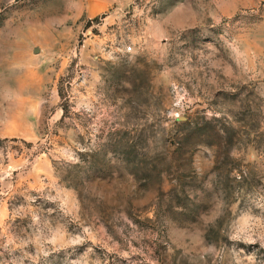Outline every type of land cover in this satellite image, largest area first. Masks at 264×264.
I'll list each match as a JSON object with an SVG mask.
<instances>
[{"label": "rangeland", "instance_id": "1", "mask_svg": "<svg viewBox=\"0 0 264 264\" xmlns=\"http://www.w3.org/2000/svg\"><path fill=\"white\" fill-rule=\"evenodd\" d=\"M0 264H264V0H0Z\"/></svg>", "mask_w": 264, "mask_h": 264}, {"label": "built area", "instance_id": "2", "mask_svg": "<svg viewBox=\"0 0 264 264\" xmlns=\"http://www.w3.org/2000/svg\"><path fill=\"white\" fill-rule=\"evenodd\" d=\"M126 49H127V51H130L131 50L130 46H128Z\"/></svg>", "mask_w": 264, "mask_h": 264}]
</instances>
